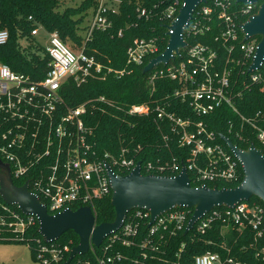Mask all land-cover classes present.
<instances>
[{
  "label": "built area",
  "instance_id": "1",
  "mask_svg": "<svg viewBox=\"0 0 264 264\" xmlns=\"http://www.w3.org/2000/svg\"><path fill=\"white\" fill-rule=\"evenodd\" d=\"M97 1L98 9L93 14L89 36L95 29L110 28L112 21L108 15L118 12L109 10L104 0ZM182 5L176 2L166 11L168 27L177 19ZM260 5L261 2L254 5L240 3V0H206L196 9L184 31L187 46L179 54H174L175 58L167 65L155 66L148 72L152 95L157 90L159 79L175 82L176 89L169 92L164 87L163 94L166 97L162 103L152 100L149 104H135L126 110L117 108L129 117L152 118L158 125L166 124L172 135L178 137L180 148L188 150L186 162L157 167L152 161L143 163L137 156L130 157L132 151H137L133 147L122 149L119 159L108 155L102 160L95 158L90 142L92 131L87 126L88 107L81 105L73 108L68 105L61 93L62 87L71 78L81 84L88 79L104 81L108 75L120 76L124 72L105 68L83 51L75 54L57 33H49L46 41V52L51 62L43 80L34 82L0 63V120L6 126L1 134L0 153L11 169L12 179H28L29 190L47 206L50 214L88 207L96 218V225L97 201L113 195L107 165L116 175L123 177L131 174L138 163H141V172L145 176H177L186 167L192 187L235 184L241 181L242 176L243 182V166L222 141L221 135L209 130L204 121L197 122L186 117L185 109L176 111L170 99L179 100L196 117L204 118L223 107L239 113L237 103L247 91H251L253 85L264 93V62L259 70L251 71L260 40L257 37L247 39L242 28L249 18L258 13ZM145 15L143 10L141 16ZM242 18H246V21L242 22ZM212 20L224 25L221 37L214 38L215 42L223 45L217 49L209 44L191 45L189 38H198L210 31ZM41 30L37 28L32 34L38 36ZM186 33L193 37H186ZM8 40L9 33L0 31V46ZM168 41L167 35V45ZM223 52L227 53L226 57L222 56ZM162 54L156 40L137 39L127 50L128 64L146 67ZM99 101L106 104L104 98ZM108 105L113 106L111 103ZM241 119L243 124L250 125L256 131L257 140L263 147L259 149L264 151V112H258L253 119L244 116ZM232 130L233 125L230 132ZM240 134L236 133L238 139H242ZM224 208H215L206 214L192 231L196 229L198 233L204 234L215 223H221L223 230L230 227L239 230L250 228L257 238L264 237V208L261 205L248 201L234 208ZM194 212V209L175 208L159 215L155 223L149 226V211H131L116 234L108 237L100 248L92 247L90 251L96 258V264H121L122 255L110 250L118 242L130 246L140 233L142 221H148V238L154 239L161 232L171 235L185 233ZM34 219L29 217L28 221L21 223L23 219L16 218L15 231L23 234L26 223L33 224ZM149 239L143 247L152 244ZM38 243L41 249L39 259L44 264H59L68 251L67 247L50 248L40 241ZM102 248L101 253L96 252ZM262 251L264 253V247ZM194 264H221V258L218 254L207 253L198 256Z\"/></svg>",
  "mask_w": 264,
  "mask_h": 264
},
{
  "label": "trees",
  "instance_id": "2",
  "mask_svg": "<svg viewBox=\"0 0 264 264\" xmlns=\"http://www.w3.org/2000/svg\"><path fill=\"white\" fill-rule=\"evenodd\" d=\"M176 2L182 4L183 0H121L120 10L108 15L112 26L106 30L95 29L90 36L88 35L90 27H88L87 36L83 39L78 36L79 23L82 19L75 21L73 16L85 13L91 8L95 13L99 4L97 0H85L78 8L65 7L63 0H0V31L9 33L8 42L0 46V63L7 65L17 74L28 76L34 82L43 80L50 69L51 60L46 48L37 39L39 35L34 36L32 32L41 28L48 33H57L70 48L83 51L86 56L94 58L105 68L124 72L120 76L108 75L104 81L88 79L81 84L71 78L62 87L61 93L68 105L73 108L81 105L88 107L87 126L92 131L90 142L95 158L102 160L108 155L119 159L122 149L133 147L137 151H132L130 157L137 156L136 158H140L143 163L152 161L157 167L186 162L189 156L188 150L180 148L178 137L172 135L166 124L158 125L152 118L129 117L123 111L117 110L119 107L126 110L135 104H149L152 100L162 103L166 97L163 88L167 87L169 92L176 89L175 82L159 79L157 90L152 95L148 83L150 74L144 73L145 65L131 66L127 58L129 47L135 40L143 38L156 40L160 52H165L169 25L165 17L166 11ZM143 10L146 12L145 16H141ZM241 20L245 22L246 18ZM209 25L210 31L203 36L189 38L191 45L209 44L216 49L223 45L215 42L214 38L221 37L224 25L215 20ZM186 37L193 36H188L186 33ZM257 38L260 40L259 37ZM224 53L222 56L226 57L227 53ZM250 89L251 91H247L243 99L237 103L239 113L223 107L210 116L198 118L179 100L171 97L170 102L176 111L185 109L186 117L197 122L204 121L208 124L209 130L230 138L240 149L248 150L251 145L262 149L256 131L250 125L243 124L241 119V116L253 119L258 112H264V93L254 85ZM101 98L105 99L106 104L99 101ZM109 103L113 106H109ZM232 125L233 130L230 132ZM5 129L6 126L0 120V139ZM237 132L242 134H240L242 139L236 137ZM0 159L5 163L1 153ZM2 175L3 170L0 169V179ZM242 179L235 184H209V187L236 188L242 183ZM13 182L15 186L22 187L28 179L13 178ZM42 201L46 202L44 199ZM111 202L112 195L97 201L95 212L98 225L115 221L116 212ZM249 202L257 203L264 208V203L257 197L251 198ZM16 218L25 221L29 219L17 206H8L0 197V243H25L38 262L43 263L39 259L41 249L38 241L50 248H68L64 253L63 261L59 264H64L69 259L71 250L79 244V237L72 231L64 234L57 242L47 244L39 234V224L36 219L33 224L26 223L23 234L17 233L14 226ZM147 222V220L142 221L140 233L130 246L118 242L110 250L122 255L121 264H194L198 256L207 253L218 254L221 264H264L262 251L264 237L257 238L256 233L250 228L239 230L230 227L228 230H223L221 223H215L204 234L198 233L196 229L187 235L161 232L154 239H149ZM147 239L152 244L143 247ZM102 251L103 248L96 250L97 253ZM71 264H96V258L90 251L85 256H77Z\"/></svg>",
  "mask_w": 264,
  "mask_h": 264
},
{
  "label": "water",
  "instance_id": "3",
  "mask_svg": "<svg viewBox=\"0 0 264 264\" xmlns=\"http://www.w3.org/2000/svg\"><path fill=\"white\" fill-rule=\"evenodd\" d=\"M205 2L206 0H183L177 19L168 27L167 49L144 68V73L150 72L155 66L167 65L175 58L174 54H179L187 46L184 31L192 21L196 9ZM259 2L262 3L258 13L242 26L247 39L260 38L251 71L259 70L264 62V0H240L244 4L255 5ZM221 139L243 166L245 177L236 188L192 187L186 167L177 176H145L141 172V163H138L131 174L123 177L116 175L107 165L113 189L111 205L116 212L113 223L96 225V218L88 207L50 214L47 206L29 190L28 183L22 187L15 186L9 165L1 159L0 169L4 174L0 179V197L8 206H17L24 216L38 221L39 234L47 244L57 242L69 231L79 237V244L71 250L69 259L64 264H71L77 256L87 255L92 247L100 248L108 237L122 228L128 214L138 209L150 212L149 226L155 223L159 215L175 208L194 209V215L185 231L187 235L200 219L215 208H234L253 197L264 203V151L254 145L248 150H242L230 138L221 136Z\"/></svg>",
  "mask_w": 264,
  "mask_h": 264
},
{
  "label": "rangeland",
  "instance_id": "4",
  "mask_svg": "<svg viewBox=\"0 0 264 264\" xmlns=\"http://www.w3.org/2000/svg\"><path fill=\"white\" fill-rule=\"evenodd\" d=\"M85 0H63V4L65 7L78 8L82 6ZM106 3V7L109 10L119 11L121 0H104ZM94 7V6H93ZM64 8H62V11ZM94 14V9L91 8L85 13L76 14L73 16V20L82 21L79 23L78 36L81 38H85L87 36V28L90 26L92 18ZM49 38V33L45 30H41L39 37H37L38 41L42 44L44 48H46V41ZM22 41H24L22 39ZM68 46V44H66ZM69 47V46H68ZM71 50L75 54H79V49L75 50L71 48ZM4 174V172H3ZM20 222H24V220H20ZM26 222V221H25ZM15 223V222H14ZM0 264H43L38 262L33 258L31 249L25 243H0Z\"/></svg>",
  "mask_w": 264,
  "mask_h": 264
},
{
  "label": "crops",
  "instance_id": "5",
  "mask_svg": "<svg viewBox=\"0 0 264 264\" xmlns=\"http://www.w3.org/2000/svg\"><path fill=\"white\" fill-rule=\"evenodd\" d=\"M40 35V34H39Z\"/></svg>",
  "mask_w": 264,
  "mask_h": 264
}]
</instances>
